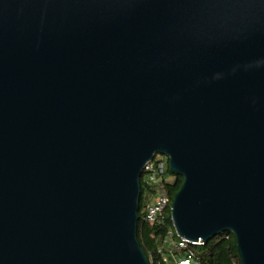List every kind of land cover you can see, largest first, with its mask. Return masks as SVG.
<instances>
[{"label": "water", "instance_id": "95a60500", "mask_svg": "<svg viewBox=\"0 0 264 264\" xmlns=\"http://www.w3.org/2000/svg\"><path fill=\"white\" fill-rule=\"evenodd\" d=\"M155 153L177 235L264 264V0H0V264H149Z\"/></svg>", "mask_w": 264, "mask_h": 264}, {"label": "trees", "instance_id": "16d2710c", "mask_svg": "<svg viewBox=\"0 0 264 264\" xmlns=\"http://www.w3.org/2000/svg\"><path fill=\"white\" fill-rule=\"evenodd\" d=\"M181 176L174 177V180L167 184L166 192L169 196L170 203L182 184ZM141 182V181H140ZM142 184V182H141ZM143 187L141 185V192ZM142 193L139 201V221L137 225V239L139 244L148 258L149 264H168L162 259L158 252V247L163 245L166 229L172 225L170 213L166 216L165 221L160 225L150 224L143 220L142 217ZM178 238L175 236V241ZM172 251L177 258L191 255L197 264H232L233 262L241 263L237 249L235 237L231 233H221L214 236L204 244H186L184 247H172Z\"/></svg>", "mask_w": 264, "mask_h": 264}, {"label": "built area", "instance_id": "2783aa9c", "mask_svg": "<svg viewBox=\"0 0 264 264\" xmlns=\"http://www.w3.org/2000/svg\"><path fill=\"white\" fill-rule=\"evenodd\" d=\"M175 175L170 171L168 157L155 153L143 167L140 181L142 182V217L143 220L155 225H161L170 213L171 203L166 192L167 184L174 180ZM172 222V220H171ZM175 236L178 238L175 241ZM189 244L184 238L177 235L173 226L166 229L163 245L158 247L162 259L168 264H197L191 255L177 258L172 247L181 248ZM232 264H241L233 262Z\"/></svg>", "mask_w": 264, "mask_h": 264}]
</instances>
